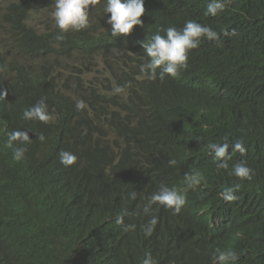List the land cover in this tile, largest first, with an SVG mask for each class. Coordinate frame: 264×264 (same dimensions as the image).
I'll return each mask as SVG.
<instances>
[{
    "label": "trees",
    "instance_id": "16d2710c",
    "mask_svg": "<svg viewBox=\"0 0 264 264\" xmlns=\"http://www.w3.org/2000/svg\"><path fill=\"white\" fill-rule=\"evenodd\" d=\"M208 3L145 0L143 27L134 26L130 34L118 37L106 30L101 39L89 32L82 38L92 55H102L120 85L129 84L125 96L109 94L92 82L78 86L86 105L78 111H96L102 127L125 136L130 143L136 141L140 151L122 155L117 164L118 153L109 145L90 146L88 137L71 144L61 118L44 126L58 136L39 141L37 130L42 122L25 120L23 111L45 97L48 105L67 106L73 117L78 101L54 88L37 93L11 88L1 72L0 58V264H45L43 260L50 259L55 246L51 212L76 239L97 241L112 234L119 248L118 258L113 257L115 264H143L146 253L157 264H191L211 259L217 248L231 241L239 249L234 250L240 256L236 264H264V0H228L225 11L217 16L205 15ZM12 8L13 23L19 27L25 10L20 5ZM95 10L96 26L104 32L110 14L104 12L102 3ZM187 20L218 32L234 29L235 35H221L219 42L203 40L176 78L139 79L141 65L148 59L139 42L150 40L157 32L163 35V29L171 26L182 28ZM44 40L47 48L42 44L39 50L46 49L48 69L51 57L60 50L53 45L51 35H45ZM34 41L26 34L17 39L21 55L39 51ZM65 54L72 55V48ZM139 85H144L142 91L137 88L133 97L134 87ZM145 108L154 120L150 132L143 119L139 128L132 126ZM17 129L28 130L32 139L24 145L26 153L21 161L13 159L15 145H7L8 134ZM236 138H243L246 153L230 148L228 169L218 168L207 145L232 143ZM96 142L101 144V138ZM115 143L120 148V142ZM61 150L83 156L85 162L77 165L81 168L60 170L61 165L54 161L59 160ZM169 160L176 164L170 165ZM241 161L253 169L251 181L230 174ZM186 173H199L201 186L189 189ZM39 182H60L72 190L49 199L43 190H31ZM162 184L186 190L187 204L179 215L159 205H152L147 214L143 211ZM237 184L239 199L223 201L220 191ZM121 216L124 224L135 225L134 231L126 232L116 223ZM152 216L158 223L146 235ZM206 236L212 242L204 243Z\"/></svg>",
    "mask_w": 264,
    "mask_h": 264
},
{
    "label": "clouds",
    "instance_id": "9594fccd",
    "mask_svg": "<svg viewBox=\"0 0 264 264\" xmlns=\"http://www.w3.org/2000/svg\"><path fill=\"white\" fill-rule=\"evenodd\" d=\"M101 3L104 12L110 14L104 32L96 26L95 7ZM227 3L228 0H209L205 15L217 16L225 11ZM16 5H20L25 10L24 13L21 12V26L19 27L12 20L14 13L12 7ZM144 5L145 0H48L46 4L34 0H0V58L3 59L1 72L6 75L7 84L11 88L17 87L20 91L30 89L32 93L54 88L62 96H72L78 101L76 114L73 117L67 106L48 105L45 97H41L34 105L23 111L22 115L25 120L42 122V126L37 130L40 132L37 137L39 141L44 142L45 139H54L58 136L56 131L44 128V126L54 119L61 118V124L68 128L67 137L71 144L75 145L76 139L81 143L88 137L90 146L100 148L109 145L118 153L114 160L116 164L122 155L128 152L136 154L140 151L136 141L130 143L125 136L110 133L107 128L102 127L96 111L89 113L78 111L86 107L81 96L83 91L78 86L79 83L86 86L92 82V85H96L109 94L115 93L123 96L129 94L126 90L129 84L120 85L110 72L102 55L100 57L92 55L82 38L89 32L98 40L102 38L106 30H111L113 37L130 34L134 26L143 27L141 17L145 14ZM94 27H97L96 32H92ZM163 32V35L157 32L150 40L139 42L148 57L147 61L141 65L142 76L139 79L146 77L153 81L156 79L163 81L166 76L176 78L181 70L188 67L189 54L192 50L199 48L203 40L219 42L221 35H235L234 29L231 31L220 29L218 32L211 26L195 20H187L182 28L171 26L163 29ZM23 34L34 37L38 50L43 46L42 44H45L47 48L44 36H52L53 45L60 52L56 57H51L48 69L45 68L46 49L41 48L38 52L32 51L27 57L21 55L17 39ZM69 48H72V55L65 54ZM143 86L134 87L133 97L135 90L139 88L142 91ZM0 98H3V95H0ZM135 101L137 102V99ZM141 119L146 122V129L150 132L154 120L148 109H144L140 119L133 120L132 126L139 128ZM97 128L100 129L101 134ZM98 138H101V144L96 142ZM116 140L120 142V148L116 146ZM31 141L28 130L17 129L10 132L7 145L9 147L15 145L13 159L23 160L26 153L24 145ZM207 147L216 160L217 167L221 169H228L227 161L231 159L230 148L232 152H239L241 155L247 151L243 138H236L232 143L213 142ZM54 162L61 165L60 170L62 171H76L81 168L77 165L84 163L85 159L73 150H61L59 160ZM169 164L175 165L176 161L169 160ZM230 174L241 181H251L254 171L247 166L246 162L241 161L234 164ZM185 180L189 189L202 184L199 173L195 175L186 173ZM239 187V184L234 187L225 186L219 196L225 202L237 201L239 196L236 193ZM31 190H43L47 198L58 199L72 189L60 182H39L38 185H33ZM132 198L135 199V193L132 194ZM186 204V190L180 192L162 184L149 197L148 205L143 211L147 214L152 205H159L171 211L173 215H179ZM116 223L122 225L126 232L135 230V225L124 224L123 216L117 218ZM157 223L158 218L152 216L146 225L145 234L150 235ZM50 226L53 230L55 246L54 252L49 255L50 259L43 260L45 264H115L113 257L118 258L119 248L117 239L112 234L105 235L106 238L100 236L97 241L76 239L65 228L62 219L53 215L52 212ZM203 240L204 243L212 242L207 236L203 237ZM234 250L239 249L236 242L231 241L220 249L217 248L211 259L203 258L191 264H236L240 256ZM143 264H157V262L150 253H146Z\"/></svg>",
    "mask_w": 264,
    "mask_h": 264
}]
</instances>
